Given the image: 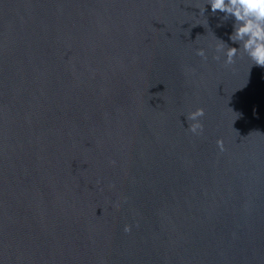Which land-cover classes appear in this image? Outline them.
I'll use <instances>...</instances> for the list:
<instances>
[{
	"label": "water",
	"instance_id": "water-1",
	"mask_svg": "<svg viewBox=\"0 0 264 264\" xmlns=\"http://www.w3.org/2000/svg\"><path fill=\"white\" fill-rule=\"evenodd\" d=\"M204 6L0 0V264H264V67Z\"/></svg>",
	"mask_w": 264,
	"mask_h": 264
},
{
	"label": "clouds",
	"instance_id": "clouds-1",
	"mask_svg": "<svg viewBox=\"0 0 264 264\" xmlns=\"http://www.w3.org/2000/svg\"><path fill=\"white\" fill-rule=\"evenodd\" d=\"M206 6L210 7L213 15L222 13L221 23L232 21L229 40L238 46H230L212 32L214 42L209 44L208 48L197 47L196 55L206 62L211 51V59L223 67L235 65L237 57L242 55L249 59L250 67L252 65L264 67V0H205V6L199 9L202 15L205 13ZM203 116V107H195L186 115L187 128L192 134L203 133L201 121ZM217 143L223 150L222 142ZM132 229L133 224H123L124 233H130Z\"/></svg>",
	"mask_w": 264,
	"mask_h": 264
}]
</instances>
